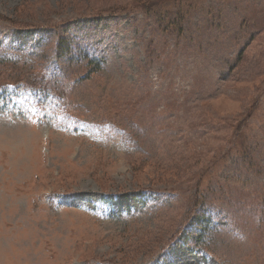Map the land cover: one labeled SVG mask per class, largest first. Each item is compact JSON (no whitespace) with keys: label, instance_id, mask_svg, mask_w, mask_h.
<instances>
[{"label":"rangeland","instance_id":"rangeland-1","mask_svg":"<svg viewBox=\"0 0 264 264\" xmlns=\"http://www.w3.org/2000/svg\"><path fill=\"white\" fill-rule=\"evenodd\" d=\"M0 264H264V0H0Z\"/></svg>","mask_w":264,"mask_h":264},{"label":"trees","instance_id":"trees-1","mask_svg":"<svg viewBox=\"0 0 264 264\" xmlns=\"http://www.w3.org/2000/svg\"><path fill=\"white\" fill-rule=\"evenodd\" d=\"M57 48H58V49H61V47H60L59 45H57Z\"/></svg>","mask_w":264,"mask_h":264}]
</instances>
